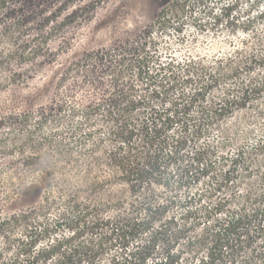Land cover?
I'll list each match as a JSON object with an SVG mask.
<instances>
[{"label":"trees","instance_id":"trees-1","mask_svg":"<svg viewBox=\"0 0 264 264\" xmlns=\"http://www.w3.org/2000/svg\"><path fill=\"white\" fill-rule=\"evenodd\" d=\"M219 1L231 25L254 28L264 17L250 4L247 23L232 22L236 3ZM206 2L159 0L166 9L154 23L126 43L84 53L38 109L0 115L21 159L27 146L38 156L37 144L69 157L58 163L63 177L15 187L17 198L36 199L0 215V264H264V130L250 138L240 124L224 127L242 112L250 121V106L264 117V31L252 32V51L181 54L182 28ZM73 5L89 0H0V86L44 60ZM77 178L88 196L72 193ZM119 190L124 198L104 199Z\"/></svg>","mask_w":264,"mask_h":264},{"label":"rangeland","instance_id":"rangeland-1","mask_svg":"<svg viewBox=\"0 0 264 264\" xmlns=\"http://www.w3.org/2000/svg\"><path fill=\"white\" fill-rule=\"evenodd\" d=\"M231 1L236 3L230 14L232 22L239 19L240 23H247L246 18L252 16L250 4L254 7L258 5L257 14L260 11L264 12V0H230L229 3ZM206 5L208 10L205 13L203 7L195 8L196 19L182 28L185 32L183 35L186 37L185 41L180 44L182 37H179L181 34H177L178 32H174V37H171L173 46L175 43L176 46L180 44L176 49L178 52L185 54L192 50V55L213 60L224 57L236 49L248 52L256 48L253 33L262 35L264 17L256 16L255 27L246 29L243 25H231L230 20L227 21V16L223 18L219 16V9L223 7L219 0H208ZM73 8L76 10L74 14L65 13L58 19V30L54 39L46 46L44 60L26 66L14 85L0 86V115L38 109L53 96L54 90L61 89L59 84L63 72L70 64L81 59L84 53L109 49L132 40L142 29L154 23L158 15L166 9L160 6L159 0H89L88 7L82 6L78 9L73 5L71 9ZM210 14L212 15L209 16ZM213 16H219L217 25H212ZM195 22L199 25L207 22L206 25L211 27L210 31L203 28L200 31ZM171 39L166 38V41L171 42ZM257 71L258 69L255 73ZM258 104L264 105V98ZM249 110L248 113L252 117L250 121L244 122L245 112H242L231 121H226L224 127L240 124L238 126L240 131L249 129L253 133L250 138L252 136L256 138L259 132L264 130V117L257 118L256 108L253 106H250ZM9 132L6 128L0 127V215L21 210L36 199L34 195L17 198L15 187L19 183L63 177L67 170L58 168V163L69 162V157L62 159L56 155H47L48 149L42 148L43 145H38L37 142L34 144L39 146L37 147L39 155L33 157L32 153L36 151L27 146L25 159H21L13 153L15 150L11 147L10 141L6 140ZM54 132L45 130L43 137L51 138ZM72 185L75 187L73 194L80 191L78 194L83 197L89 195V190L82 188L85 185L83 178H77ZM124 195L126 194L122 190L113 191L106 193L104 199L124 198Z\"/></svg>","mask_w":264,"mask_h":264}]
</instances>
